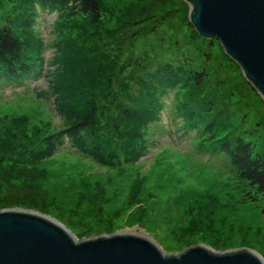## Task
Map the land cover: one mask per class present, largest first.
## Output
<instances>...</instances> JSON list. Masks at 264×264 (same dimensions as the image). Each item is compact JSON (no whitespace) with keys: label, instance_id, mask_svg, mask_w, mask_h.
<instances>
[{"label":"rangeland","instance_id":"1","mask_svg":"<svg viewBox=\"0 0 264 264\" xmlns=\"http://www.w3.org/2000/svg\"><path fill=\"white\" fill-rule=\"evenodd\" d=\"M160 1L99 0L103 17L95 26L81 15L58 24L55 12L38 9L29 31L21 24L22 1L0 0V29L41 42L40 54L28 55L41 65L40 76L0 85V210L40 213L78 241L131 233L167 255L203 244L217 252L249 249L264 260V196L251 201L254 191L230 174L225 158L201 146L206 119L186 122L176 112L189 95L204 93L219 113L213 120L218 135L240 136L264 150V102L218 46L195 51L179 3ZM159 53L161 60L189 59L206 80L166 95L158 122L143 131L146 152L134 161L128 145L135 140L118 116V103L125 102L120 92L138 90L128 57ZM63 63L79 91L75 99L96 103L94 133L111 145L121 168L97 165L68 140L55 155L36 157L44 137L70 125L57 110V96L44 100Z\"/></svg>","mask_w":264,"mask_h":264},{"label":"trees","instance_id":"2","mask_svg":"<svg viewBox=\"0 0 264 264\" xmlns=\"http://www.w3.org/2000/svg\"><path fill=\"white\" fill-rule=\"evenodd\" d=\"M9 1V0H8ZM11 1V0H10ZM20 15L22 27L27 30H33L37 22V10L55 12L58 24L66 23L77 15L88 19L90 25L95 26L103 17V8L99 0H21ZM161 3L160 0H158ZM169 4L179 3L180 10L185 14L186 6L180 0H163ZM189 28V40L193 41L195 51H200L204 46L209 50L214 46H219L216 39L204 40L191 31V26L186 22ZM197 41V43L195 42ZM41 42L23 41L16 37L12 29H0V85L14 81H26V79H36L41 74V65L32 60L29 54L37 52ZM203 46V47H202ZM123 51V50H122ZM69 52V51H68ZM223 53V52H222ZM160 53L155 55H144L128 59L132 63V68L139 75L138 90L136 93H124V103H118V116L125 128H129L128 135L135 143L128 145L130 155L134 156V161H139L145 154L147 146L144 132L150 125L158 122L159 112L164 107V98L170 92L187 88L190 84L197 89L202 87L206 80L204 71L193 70L189 59L184 57L173 58L174 60L159 59ZM203 56V55H202ZM201 57V56H199ZM206 55L203 61L206 64ZM37 60L39 59L36 58ZM157 60H161L156 62ZM210 61V59L208 60ZM207 61V62H208ZM233 63V62H232ZM237 67V66H235ZM67 63H63L61 71L55 75L51 86V95H45L44 100H51L56 97L55 105L59 114L70 121V125L59 132H53L44 137L41 144L44 148L36 155L39 160L55 155L59 149L68 140L73 147L91 159L99 166L110 169L121 168L122 162L114 154L111 145L104 141L100 135L94 133L97 128V115L94 101H79L75 99L78 95V89L71 87L68 80ZM42 98L41 95H38ZM186 99V98H185ZM79 102V103H78ZM206 103V104H205ZM141 107L134 110L135 107ZM208 106V107H206ZM176 112L182 116V120L206 119L204 130L200 135L204 137L200 140L201 146L210 145L213 155H219L225 158L226 166L230 174L237 180L248 184L255 193L251 201H258V197L264 196V150L258 148L255 144L247 142L235 136L228 138L220 136L214 131L213 120L217 118V112H213L211 106L207 103V97L204 93L197 96L189 95L187 101H182L176 108ZM212 113L207 118H202V113ZM202 115V116H201ZM206 114L203 116L205 117ZM88 131V132H87ZM108 140V139H106ZM136 140H140L138 143ZM0 143V150L4 147ZM128 161V160H126ZM261 215L264 217V207L261 209Z\"/></svg>","mask_w":264,"mask_h":264},{"label":"water","instance_id":"3","mask_svg":"<svg viewBox=\"0 0 264 264\" xmlns=\"http://www.w3.org/2000/svg\"><path fill=\"white\" fill-rule=\"evenodd\" d=\"M186 22L202 39H216L264 102V0H181ZM0 264H264L249 249L217 252L197 244L164 254L145 235L115 233L78 241L54 219L0 210Z\"/></svg>","mask_w":264,"mask_h":264}]
</instances>
